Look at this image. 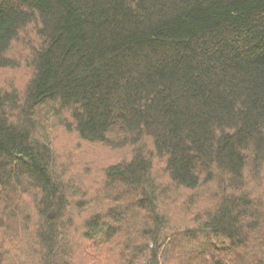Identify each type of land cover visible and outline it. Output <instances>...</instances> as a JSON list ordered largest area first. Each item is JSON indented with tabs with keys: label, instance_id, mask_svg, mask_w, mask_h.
Instances as JSON below:
<instances>
[{
	"label": "trees",
	"instance_id": "16d2710c",
	"mask_svg": "<svg viewBox=\"0 0 264 264\" xmlns=\"http://www.w3.org/2000/svg\"><path fill=\"white\" fill-rule=\"evenodd\" d=\"M7 69L0 264H264V0H0Z\"/></svg>",
	"mask_w": 264,
	"mask_h": 264
},
{
	"label": "rangeland",
	"instance_id": "374dc122",
	"mask_svg": "<svg viewBox=\"0 0 264 264\" xmlns=\"http://www.w3.org/2000/svg\"><path fill=\"white\" fill-rule=\"evenodd\" d=\"M29 73V72H28ZM25 73V71L14 72L10 69L0 71V86L7 87L9 83H13L17 86H23L30 77V73ZM31 202L26 200V204L29 205ZM179 259H174L169 262V264L178 263ZM110 264H113L111 261Z\"/></svg>",
	"mask_w": 264,
	"mask_h": 264
}]
</instances>
